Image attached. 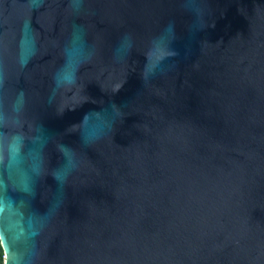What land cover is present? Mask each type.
<instances>
[{
	"label": "water",
	"instance_id": "water-1",
	"mask_svg": "<svg viewBox=\"0 0 264 264\" xmlns=\"http://www.w3.org/2000/svg\"><path fill=\"white\" fill-rule=\"evenodd\" d=\"M4 264H264V0H0Z\"/></svg>",
	"mask_w": 264,
	"mask_h": 264
},
{
	"label": "built area",
	"instance_id": "built-area-1",
	"mask_svg": "<svg viewBox=\"0 0 264 264\" xmlns=\"http://www.w3.org/2000/svg\"><path fill=\"white\" fill-rule=\"evenodd\" d=\"M0 244H1V240H0ZM5 262V254L3 255V257L0 255V264Z\"/></svg>",
	"mask_w": 264,
	"mask_h": 264
},
{
	"label": "trees",
	"instance_id": "trees-1",
	"mask_svg": "<svg viewBox=\"0 0 264 264\" xmlns=\"http://www.w3.org/2000/svg\"><path fill=\"white\" fill-rule=\"evenodd\" d=\"M0 255L3 257V255H4V250H3V248H2V245L0 244ZM2 264H4V263H2Z\"/></svg>",
	"mask_w": 264,
	"mask_h": 264
}]
</instances>
